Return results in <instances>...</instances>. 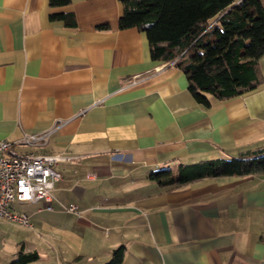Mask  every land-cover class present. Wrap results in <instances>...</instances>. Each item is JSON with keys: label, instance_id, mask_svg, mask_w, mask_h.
<instances>
[{"label": "crops", "instance_id": "crops-1", "mask_svg": "<svg viewBox=\"0 0 264 264\" xmlns=\"http://www.w3.org/2000/svg\"><path fill=\"white\" fill-rule=\"evenodd\" d=\"M61 12L75 26L50 18ZM121 12L120 0H0V139L62 123L44 146H14L64 156L51 202L13 201L27 203L23 248L39 253L28 264H103L119 245L121 264H264V174L171 189L149 176L264 150V54L254 89L203 106L143 31L119 28Z\"/></svg>", "mask_w": 264, "mask_h": 264}, {"label": "trees", "instance_id": "trees-1", "mask_svg": "<svg viewBox=\"0 0 264 264\" xmlns=\"http://www.w3.org/2000/svg\"><path fill=\"white\" fill-rule=\"evenodd\" d=\"M71 0H48L61 6ZM119 28L135 27L147 37L151 59L170 62L186 76L187 89L198 103L224 100L254 89L259 81L258 59L264 54V5L259 0H120ZM75 26L72 13H53ZM106 27V25H100ZM264 174V150L229 159H208L175 168H159L150 178L166 188L196 179L225 175ZM119 245L103 264H121ZM36 250L19 248L8 264H28Z\"/></svg>", "mask_w": 264, "mask_h": 264}, {"label": "built area", "instance_id": "built-area-1", "mask_svg": "<svg viewBox=\"0 0 264 264\" xmlns=\"http://www.w3.org/2000/svg\"><path fill=\"white\" fill-rule=\"evenodd\" d=\"M61 125L60 122L36 133H23L14 141L0 139V218L29 226L27 215L12 212L11 203L14 200L29 202L44 200L49 203L53 199L52 188L60 178L55 164L64 156L36 150L18 151L14 146L18 144L44 146L50 134ZM60 205L66 211L76 212L74 203ZM46 207L52 208L50 205Z\"/></svg>", "mask_w": 264, "mask_h": 264}, {"label": "rangeland", "instance_id": "rangeland-1", "mask_svg": "<svg viewBox=\"0 0 264 264\" xmlns=\"http://www.w3.org/2000/svg\"><path fill=\"white\" fill-rule=\"evenodd\" d=\"M26 204V202L19 203L15 201L12 204V208L10 207V210H12V212L26 211ZM29 226H25L16 221L0 218V264H8L10 259L14 256L13 254L19 250L22 244L28 247L32 243L30 239L32 234L30 229L32 227L29 228ZM34 242H36V240ZM38 262V264H44L45 259L42 258Z\"/></svg>", "mask_w": 264, "mask_h": 264}]
</instances>
